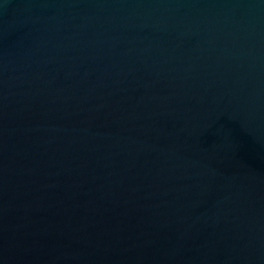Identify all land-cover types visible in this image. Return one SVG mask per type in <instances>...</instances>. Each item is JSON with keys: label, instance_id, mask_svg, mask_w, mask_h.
<instances>
[{"label": "water", "instance_id": "1", "mask_svg": "<svg viewBox=\"0 0 264 264\" xmlns=\"http://www.w3.org/2000/svg\"><path fill=\"white\" fill-rule=\"evenodd\" d=\"M0 264H264V0H0Z\"/></svg>", "mask_w": 264, "mask_h": 264}]
</instances>
